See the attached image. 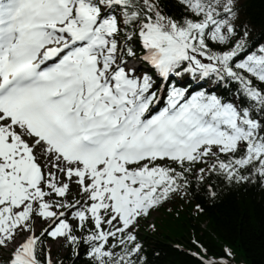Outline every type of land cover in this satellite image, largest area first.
<instances>
[{"label": "snow or ice", "instance_id": "snow-or-ice-1", "mask_svg": "<svg viewBox=\"0 0 264 264\" xmlns=\"http://www.w3.org/2000/svg\"><path fill=\"white\" fill-rule=\"evenodd\" d=\"M247 15L243 0H0L2 264H66L58 248L152 264L137 229L194 181L209 199L264 187V27Z\"/></svg>", "mask_w": 264, "mask_h": 264}, {"label": "trees", "instance_id": "trees-1", "mask_svg": "<svg viewBox=\"0 0 264 264\" xmlns=\"http://www.w3.org/2000/svg\"><path fill=\"white\" fill-rule=\"evenodd\" d=\"M245 19L256 26V37L264 27V0H245ZM218 198L209 199L195 181L187 195L175 199L172 208L163 212L170 222L159 221L155 230L140 238L148 242L146 255L152 264H204L202 259L175 247L180 243L208 259L226 256L229 264H264V187L258 185L218 188ZM200 204L202 210H197ZM165 228V229H164ZM196 241L203 248L192 243ZM205 249L207 251H205ZM158 252L159 255H155ZM67 262L68 256L66 257ZM79 264H87L81 257Z\"/></svg>", "mask_w": 264, "mask_h": 264}, {"label": "bare ground", "instance_id": "bare-ground-1", "mask_svg": "<svg viewBox=\"0 0 264 264\" xmlns=\"http://www.w3.org/2000/svg\"><path fill=\"white\" fill-rule=\"evenodd\" d=\"M178 195H179V197H180L181 202L185 203V201H184V199H183V196L180 195V194H178ZM151 216L154 217V218H155L156 220H158V221H166V222H170V221H171V220H169L166 216L163 215V212H162V213H157V212H155V213H154L153 215H151ZM150 219H152V218H150ZM156 223L161 227L160 222H156ZM139 229H141V228L139 227L137 230H139ZM164 229H165V228H164ZM192 243H193L194 246L197 247V248H203V247H201V245H199L198 243H196V241H194V240H192ZM175 247H176L177 249H179V250L187 251L191 256H193L194 250H190L188 247H186V246H184V245H182V244H180V243H176V244H175ZM64 250H67V249L64 248ZM53 252H55V251L53 250ZM55 253H56L60 258L66 259V256L63 254L62 251L58 250V251H56Z\"/></svg>", "mask_w": 264, "mask_h": 264}, {"label": "rangeland", "instance_id": "rangeland-1", "mask_svg": "<svg viewBox=\"0 0 264 264\" xmlns=\"http://www.w3.org/2000/svg\"><path fill=\"white\" fill-rule=\"evenodd\" d=\"M244 1H245V0H243V2H244ZM150 221H151V222H154V218H152ZM58 249H59V248H58ZM58 249H53V250L56 252V251H58ZM0 255H4V254L0 252Z\"/></svg>", "mask_w": 264, "mask_h": 264}]
</instances>
